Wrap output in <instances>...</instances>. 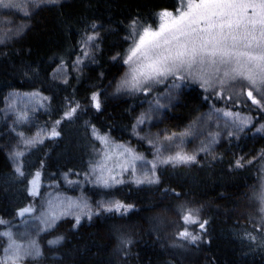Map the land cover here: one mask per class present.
Segmentation results:
<instances>
[{
	"label": "trees",
	"instance_id": "16d2710c",
	"mask_svg": "<svg viewBox=\"0 0 264 264\" xmlns=\"http://www.w3.org/2000/svg\"><path fill=\"white\" fill-rule=\"evenodd\" d=\"M178 7L179 0L50 1L12 21L14 28L26 27L20 35L0 32V230L20 221V213L32 205V181L60 184L67 175L79 182L88 175L90 157L98 147L94 130L144 152L137 131L150 124L174 139L183 133L203 96L251 123L247 130L214 144L213 156L201 151L193 163L159 165L154 178L157 183L126 182L102 188L85 181L82 193L91 211L79 223L66 217L43 233L38 262L264 264V203L258 198L264 192V130L257 131L264 126V90L227 83L223 90L208 92L207 85L185 80L193 86H178L180 80L170 77L151 84L147 92L116 91L129 71L124 60L133 47L134 31L155 24L159 12ZM19 19L24 22H17ZM2 21L6 27L8 21ZM88 35L96 36L88 47L89 58L81 69L74 70ZM61 66L67 73L64 81L53 74ZM168 84L173 86L166 89ZM187 87L197 90V99L187 95L192 90L186 91ZM169 89L182 98L175 108L159 109L157 118L143 112V106L156 103V98L170 100ZM249 90L261 106L248 99ZM94 92L99 94V110L91 100ZM11 93H37L46 101L40 114L46 135L21 152L17 169L7 151L12 138L4 119L6 98ZM69 112L72 115L66 116ZM140 117L144 121L137 125ZM221 129L227 134L229 128ZM53 130L58 135L53 136ZM250 133L254 136H247ZM237 161L241 167L236 166ZM112 200L127 211L99 210L100 201ZM189 213L196 223L184 221ZM185 231L190 235L182 237ZM53 238L61 242L49 245ZM3 247L0 238V257Z\"/></svg>",
	"mask_w": 264,
	"mask_h": 264
},
{
	"label": "rangeland",
	"instance_id": "374dc122",
	"mask_svg": "<svg viewBox=\"0 0 264 264\" xmlns=\"http://www.w3.org/2000/svg\"><path fill=\"white\" fill-rule=\"evenodd\" d=\"M50 1L51 0H0V28H6V30L0 29V32L7 31L14 36L20 35L26 27L14 28L12 25L14 23H12V21L18 16L29 15L33 10L46 5V2ZM199 2L200 0H192V3ZM240 2H249V0H240ZM188 3L189 0H179V7L172 11L169 10L168 12L173 13V15H178L179 13L177 10H187ZM161 12L157 14L155 24L142 26L137 33L142 34L143 29L146 27H151L153 30H157L161 23L159 15ZM248 14L251 15L250 9ZM2 18L8 21L6 27L4 26L5 22L2 21ZM17 22H24V20L19 19ZM201 26H203V24ZM138 34L135 36V39L137 40L139 39ZM132 46L134 47L133 38ZM87 50L89 52V49ZM240 51H249V49L241 47ZM252 51L255 54L259 49H256L254 46ZM88 58L89 56L84 57L82 52L81 56L78 57L76 61L81 59L83 62L77 65L75 61V66H73L74 70L81 69V66L84 65V62H87ZM233 66L234 65H222L220 73L218 74L219 77H223V72L230 71ZM53 74L58 81H64L67 78L66 69L62 66L58 67ZM181 83L193 86L191 83H186L184 81H178V86L181 85ZM192 83L196 84V82ZM227 83L234 87H246L251 85L249 81L242 78H237L235 80L229 79ZM172 86L173 84H168L166 89ZM207 87L209 88L208 92H214L215 88L223 90L218 79L214 81L213 85H207ZM190 88L192 90H190L187 95L197 99V90L192 87H187L186 91ZM230 90L231 87H228V91ZM167 92L172 93L173 91L169 89ZM170 95H172L170 100L164 99V101L156 98V101H154L156 103L143 106V112L145 113L146 111L151 115L154 114L157 118L159 115V109L175 108L182 98L180 99L175 93L174 95L173 93ZM209 102L210 101H208L206 97H201L199 100V106L195 108L193 116L188 119L187 126L183 128V133L179 134L174 139H166L167 136L163 132L152 129L150 124L144 126L143 130L137 131L138 133L136 136L144 142V152L136 151L129 143L114 142L107 138L109 142L107 149L109 152H111L115 145H123L125 148H131L135 155L144 158L143 161L135 162L136 169L134 172L132 171L130 164L128 165V171H124L119 166L129 159L127 155L120 156L119 159H117L119 152H122L123 149H117L116 153L112 155V158L105 163L101 155L105 151V146L96 139V135H103L96 132V135H94L92 132L94 140L98 142V147L93 151L90 157L87 167L88 175L82 177V181L79 182L77 181V177L72 179L65 175L62 176L63 179L60 184L53 180H48L46 182L36 181L37 185H35V189H33L32 184L31 193L34 195V198L32 205L27 206L29 211L24 213L22 219L17 223L8 225L0 230V238L4 242L0 262L7 260V264H13V261L10 258L12 251H5L11 246L12 250H17L18 248V254L20 256V259L16 260L15 264H42L37 261L41 256L39 237L47 230L54 228L61 219L71 217L77 221V216H79V221H81L92 209L86 198L87 196L82 193L81 185L86 181L94 187L108 188L103 186L97 180V177L100 176L101 173L99 171H94L93 169L98 164L105 163V171L103 173L105 178L111 176L115 177V180L117 181H122L121 183L129 182L135 185L147 184L149 183V180L155 178L156 175H153V173L156 174L159 165L189 164L161 162L166 160L169 156H174L179 152L181 154L195 155L197 158L198 152L201 151H205L209 156H213L212 152L214 150V144L219 141H224L230 134L236 132L241 133L242 130L250 128L251 123L247 117L240 116L237 112H231L226 107H216ZM6 103L7 104L4 108L5 126L7 132L11 133L12 138V141L9 139L7 151L11 156L10 158L13 167L17 169L20 167L19 158L21 152L30 146H34L38 141L40 142V140L46 135L44 124L40 119V114L46 107V101L37 93H11L6 98ZM223 127L229 128L227 134L221 131L223 130L221 129ZM189 134L191 137L190 139H188ZM247 136H254V134L252 135V133H250L247 134ZM218 137L220 139H218ZM153 164L156 165L154 169ZM109 170L111 171L109 172ZM137 180L143 182L137 183ZM117 184L119 183H114L112 179H109V187ZM74 189L77 191L74 192ZM117 203L118 201L115 200L109 202L100 201L98 208L99 210L105 209L106 207H111ZM124 208H126V206H124ZM124 208L121 210L125 211ZM60 242V238H53L48 241V244L51 246H57Z\"/></svg>",
	"mask_w": 264,
	"mask_h": 264
},
{
	"label": "snow or ice",
	"instance_id": "6c2138e0",
	"mask_svg": "<svg viewBox=\"0 0 264 264\" xmlns=\"http://www.w3.org/2000/svg\"><path fill=\"white\" fill-rule=\"evenodd\" d=\"M55 3L57 0H51ZM249 9L251 15L248 14ZM178 15L168 11L161 12V23L157 30L151 27L143 29L142 34L134 31V47L130 49L129 55L124 60V64L129 65V71L126 73L116 86V91H144L150 89L153 83H161L168 77H174L176 80L199 82L201 87L213 85L216 79L220 85H225L229 79L235 80L242 78L252 85L257 92L264 90V0H249V2H240V0H200L199 3H192L189 0L187 10L178 9ZM133 21V25H135ZM203 24V26H201ZM95 28V25H93ZM139 39H135L136 35ZM96 40L95 35H88L81 45L83 56H89L88 47ZM259 49L254 54L253 47ZM249 49V51H240V48ZM115 59V58H114ZM83 61L78 59L77 65ZM222 65H234L230 71L223 72V77H219ZM258 70V71H257ZM259 84L260 87H257ZM248 99L253 104L261 106V101L254 95L253 91L247 92ZM93 106L99 110V94L93 93L91 96ZM75 112V109H72ZM72 112L66 114L71 116ZM227 115V113H226ZM144 118L137 120V125L143 123ZM134 128L136 125L133 126ZM264 130L257 129V131ZM96 135L95 130L93 132ZM52 135H58L53 130ZM96 139L105 146V151L101 154L103 161L106 163L116 153L117 149H123L119 152L120 156L127 155L129 158L119 166L128 171L130 164L132 171L136 169V161H143V157L135 155L131 148H125L123 145H115L111 152L108 151V139L104 136L96 135ZM166 139H171L167 137ZM196 160L195 155L176 153L169 156L162 163H190ZM105 163H100L94 167V171H99L97 177L99 183L109 187V179L114 183L122 181L115 180V177L105 178ZM237 167H241L240 161H237ZM156 167L153 164V169ZM19 171V170H18ZM111 170H109L110 172ZM39 175V174H37ZM155 175V173H153ZM137 183L143 181L137 180ZM149 183H157L155 179L149 180ZM35 189L36 181H32ZM264 203V192L258 196ZM123 205L117 203L104 210L111 212H120ZM127 211L126 208H124ZM29 211L25 209L24 212ZM264 212V208H261ZM24 212L20 214L23 215ZM186 223H196L191 213L183 217ZM2 222V221H0ZM79 223V216H77ZM201 229L204 224L200 225ZM7 235V234H5ZM182 237L190 235L187 231L180 234ZM193 240L197 237L193 236ZM54 243V242H53ZM12 251L11 259L13 264L20 259L17 250H12L11 246L5 251ZM38 254V252H37ZM7 264V260L0 262Z\"/></svg>",
	"mask_w": 264,
	"mask_h": 264
}]
</instances>
